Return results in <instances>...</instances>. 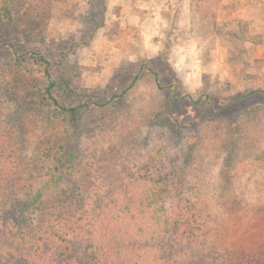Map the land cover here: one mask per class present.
I'll list each match as a JSON object with an SVG mask.
<instances>
[{
  "label": "rangeland",
  "instance_id": "rangeland-1",
  "mask_svg": "<svg viewBox=\"0 0 264 264\" xmlns=\"http://www.w3.org/2000/svg\"><path fill=\"white\" fill-rule=\"evenodd\" d=\"M39 1L0 17V224L45 237L65 199L161 178L215 264L264 257V0Z\"/></svg>",
  "mask_w": 264,
  "mask_h": 264
},
{
  "label": "trees",
  "instance_id": "trees-1",
  "mask_svg": "<svg viewBox=\"0 0 264 264\" xmlns=\"http://www.w3.org/2000/svg\"><path fill=\"white\" fill-rule=\"evenodd\" d=\"M23 12L21 18L27 8ZM13 16L10 0H0V17L11 23ZM35 62L42 67L43 92L51 107L74 115L77 108L63 107L53 94L51 62L43 55ZM159 179L126 177L103 194L65 199L63 209L74 206L66 225L45 237L9 233L0 224V264H215L196 234L192 206L184 197H173ZM243 262L238 256L229 264ZM248 264H264V257Z\"/></svg>",
  "mask_w": 264,
  "mask_h": 264
}]
</instances>
